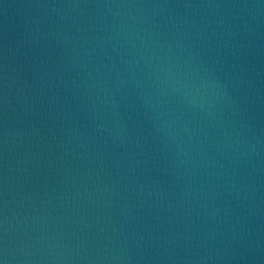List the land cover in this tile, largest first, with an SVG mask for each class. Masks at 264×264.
Wrapping results in <instances>:
<instances>
[{
  "label": "water",
  "instance_id": "obj_1",
  "mask_svg": "<svg viewBox=\"0 0 264 264\" xmlns=\"http://www.w3.org/2000/svg\"><path fill=\"white\" fill-rule=\"evenodd\" d=\"M0 260L264 264V0H0Z\"/></svg>",
  "mask_w": 264,
  "mask_h": 264
},
{
  "label": "clouds",
  "instance_id": "obj_2",
  "mask_svg": "<svg viewBox=\"0 0 264 264\" xmlns=\"http://www.w3.org/2000/svg\"><path fill=\"white\" fill-rule=\"evenodd\" d=\"M193 88H195V90L197 91V92H199V87H197L195 84H193ZM0 264H5V262L4 261H0Z\"/></svg>",
  "mask_w": 264,
  "mask_h": 264
},
{
  "label": "snow or ice",
  "instance_id": "obj_3",
  "mask_svg": "<svg viewBox=\"0 0 264 264\" xmlns=\"http://www.w3.org/2000/svg\"><path fill=\"white\" fill-rule=\"evenodd\" d=\"M0 261H2V260H0Z\"/></svg>",
  "mask_w": 264,
  "mask_h": 264
}]
</instances>
